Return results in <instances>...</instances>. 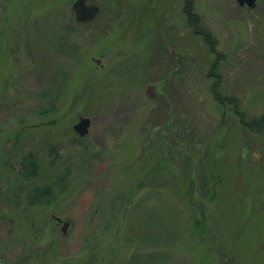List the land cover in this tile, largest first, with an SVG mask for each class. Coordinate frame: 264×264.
<instances>
[{"label": "rangeland", "instance_id": "rangeland-1", "mask_svg": "<svg viewBox=\"0 0 264 264\" xmlns=\"http://www.w3.org/2000/svg\"><path fill=\"white\" fill-rule=\"evenodd\" d=\"M70 2L0 0V264H264V130L239 136L230 106L214 101L211 81L203 76L216 55L180 18V4L177 32L172 8L157 9L150 25L140 19L156 42L181 41V95L154 107L145 93L153 76L120 84L110 68H97L103 46L116 40L114 18L101 14L84 29L68 31ZM192 3L200 28L224 57L218 63L221 92L234 95L247 116L263 118L264 0L252 10L235 0ZM128 21L121 26L128 28ZM155 23L163 30H153ZM139 28L118 49L142 47ZM62 40L75 48L76 60L58 51ZM105 52L119 64L111 48ZM65 81L53 100L52 91ZM81 94L84 102L75 98ZM80 118L90 122L77 144L72 126ZM159 136L160 152L147 146ZM207 144L209 156L197 157ZM27 153L37 156L40 172L24 184L19 160ZM160 153L171 168L132 195L137 171L155 166ZM190 168L199 171L190 183L196 207L204 211L194 228L175 174ZM65 171L69 189L59 193L53 184ZM211 177L218 183L215 200L207 203L203 194L210 192ZM30 184L52 186V201L30 206ZM56 218L70 223L65 234Z\"/></svg>", "mask_w": 264, "mask_h": 264}, {"label": "flooded vegetation", "instance_id": "flooded-vegetation-1", "mask_svg": "<svg viewBox=\"0 0 264 264\" xmlns=\"http://www.w3.org/2000/svg\"><path fill=\"white\" fill-rule=\"evenodd\" d=\"M75 1L76 0H71L70 2V16H71L70 18L72 19L71 21L73 22V27H70L68 25L67 26L68 31L71 30L72 32H74L76 29H84L83 25L90 24L101 14L102 15L105 14L109 17L114 18V27L112 28V30L116 34L115 37L116 41L113 43H109V46L107 47L111 48L114 51V57L119 64L116 65L111 63V60L108 56L109 52L106 53L105 52L106 49H105L102 50V52L99 53L98 55L99 58L97 59L96 62L97 68L104 70H108L110 68L113 71V74H110L112 76L113 81L115 80L117 81V83L120 84L137 83L140 81H144L145 77L147 78L150 75L153 76L150 83L146 86V88L148 87L152 88L151 96L149 94L147 95L148 98L153 101L152 105L154 107L160 105V102L162 105H164V99H166L167 97L171 98L175 96L178 98L181 95L180 83L182 78V54L177 48L178 44L179 45L181 44V41L175 38L174 43L173 41L168 42L167 39L162 43L156 42L155 39H152L149 35L150 31L152 30V28H150L151 26H149L147 29H144V27H142L140 24V19L141 18L143 19V23L149 21V25H150V22L153 21L152 19L153 14L157 9L164 11L166 10L167 7L172 8L171 27L174 28L173 29L174 32H177L178 30L175 29V26L177 24L181 25V20L177 18L178 5L180 4V7L178 9L180 18L181 16H184L185 20H187L184 14L183 5L184 3H186V7H187L186 10L190 12V15H195L192 6L193 0H163L162 1L163 5L161 4V6L156 5V0H122V4H114V5H112L113 1L85 0L84 4L86 6H90V5L98 6V12L96 16L92 20L85 22H77L75 19V13L72 8V5ZM236 4L239 7H244L250 10H252L256 6L255 5L253 8H249L245 4L242 6H240L237 2ZM256 4H257V0H256ZM188 11H186L187 13L186 15H188ZM173 18H175L174 23H172ZM125 19L129 20L128 21L129 27L126 29L125 27L121 26V22L123 23ZM138 25H140L139 29L142 30L143 34L145 35L144 43L143 46L140 48L136 47V44H131L132 51L128 52L131 53L128 55V53L123 52L122 50L118 49V47H120V41H123L127 37H131L134 34V31L138 28ZM153 27H154L153 30L159 28L163 30L162 26L157 27L156 23L153 25ZM202 33L206 34L205 31ZM208 42L210 43V45H212V41L210 39H208ZM203 43L205 44L204 41ZM207 50L209 51L208 48ZM119 51H122L121 54L119 53ZM73 52L71 51L72 55H74ZM214 54L216 55L214 61L210 65L209 69L206 70L203 79L211 81V83L209 84L210 86L208 88L215 102L219 103L223 107L225 106V104L229 103L228 98L231 97L233 104L238 105L239 104L238 100L234 95H229V94L223 95V93L221 92V88L223 84L221 80L222 77L219 73L218 63H220L221 58L223 59L224 57H222L220 53L217 52L216 50ZM126 59H128V62H125ZM162 85L169 86V90L161 92L160 86ZM228 109L229 111L232 112L233 117L236 118V121L239 126V130H238L239 136L241 134L244 135L245 130L246 131L254 130L258 134L262 132L261 115L258 117H250L247 116L246 112L239 110V107L238 110L240 112H236L233 106H230ZM248 119L251 121V123L249 124L247 122ZM168 124L169 125L167 126L164 125L165 126L164 129L168 131L169 133L168 135H171L169 131L171 130V124H173V120L171 116L168 117ZM175 125L177 130L180 131L182 130L181 117L179 116L175 117ZM75 138L77 144H80L82 142V136H79L78 133L76 134ZM213 146L215 149V145ZM205 148L206 150L204 151L202 150L203 152L200 150L197 151V153L199 154L197 157L202 158L204 157V155L209 156V154L211 153L210 144H207ZM208 156H206V158ZM54 220L58 224L64 221L62 220L60 222L57 219Z\"/></svg>", "mask_w": 264, "mask_h": 264}, {"label": "trees", "instance_id": "trees-1", "mask_svg": "<svg viewBox=\"0 0 264 264\" xmlns=\"http://www.w3.org/2000/svg\"><path fill=\"white\" fill-rule=\"evenodd\" d=\"M186 8L187 7L184 6V14H185L186 19H187L186 20L187 24L191 25V26H193V28H195L196 31L193 30V33L202 38V40L205 42L206 47L209 49V52L213 54L215 52V49H214V45L213 44L210 45V43L208 42V39L210 38L209 33H206V34L202 33V32H204V30H202L200 28V18L198 16H196V15H190V12L188 10H186ZM186 11H188V15H186L187 14ZM111 35L113 36V34H111ZM108 40H105L106 42L103 40V42H105L107 44ZM110 41H112V42H110ZM110 41H108V42L109 43H113L116 40H114V38L112 37L110 39ZM58 48H59L58 51L61 52V54L64 56V58H71L72 60H76V56L71 54V51L72 52L75 51V48L67 45L64 40H62L60 42V45H59ZM107 48L108 47L105 45V46H103L102 50H105ZM61 73L63 75L65 74L63 72H61ZM65 83H66V81L63 83L62 86H59L58 89H56L55 91H52L54 93L53 100H56L57 97L59 95H61V91L63 90V87L66 89V87L64 86ZM52 90H53V88H52ZM75 98H78L79 101L84 102V96L82 97V94L79 95L78 97H75ZM228 99H229L228 100L229 101L228 105L233 106V108H234V110L236 112H240L238 110V105H236V104L234 105L233 104V101H232L231 97H229ZM50 110L52 111L53 107H51ZM247 122H248V124L251 123V121L249 119L247 120ZM261 124H262V130H264V117L261 118ZM24 128L25 127H22V129H24ZM170 133H171V131H170ZM161 142H162V139L159 136L158 140H156L154 142H150L151 144L149 143L147 146L156 147L157 150H159V148L161 147V145H160ZM168 149L169 150L173 149L171 144H168ZM159 152H160V150H159ZM189 161H191V160H189ZM170 162H172V161H170L167 158H164L162 156V154L160 153L159 159H157L156 162L154 163L155 166L147 167V169H146V171L144 173H143V171H137V175L138 176L135 177V179H134V181L136 183L134 184V186H132V190H133L132 191L133 193L131 192L132 195H134V193L136 194L137 190H139L141 188H144V186H146L148 184L147 181L149 179L155 178L154 176H156L157 174H161L162 172H167L166 169H169L171 167H170V165H168L169 167H166L165 165L167 163L170 164ZM19 164H20V168L21 169L19 170L18 174H19V177L21 178V180L24 181V184H27V183L31 182L32 179H36L38 177L39 172H40V168H39V161H38V158H37L36 155L31 154V153L23 154L21 156L20 160H19ZM50 165H52V162H51ZM147 165H149V164H147ZM190 170L193 173L190 172ZM177 172L178 171H175V174H179L178 175V180H182L181 188H182L183 195H181L180 193H178V194L181 197L184 196L183 198H185V205L187 207V210L190 213L191 220H192V226L194 228V226L200 225V223H201L200 217L204 218V214H203L204 211L200 212L199 208L196 207V202L193 200L194 196L196 195L195 192H194V190L196 188L193 186V184L190 183V180L192 178L191 175H193L194 173H199V171L197 172L196 170H194V168L193 169L190 168V169H185L184 171H182L180 173H177ZM67 174H68V172L65 171L63 174H61V177H58L57 180L53 184V186H55V188H58L59 193L62 192V190H64L63 192H65V191H67L69 189V186H67L66 183H65L66 182L65 181L66 180L65 177H66ZM183 176H185V177H183ZM186 176H189V177H186ZM216 177H214V178L211 177L213 179V183L211 185L210 190L207 188L210 191L209 194L207 195V193L203 192L204 193L203 194V198L205 199V201L207 203H211V202H213L215 200L216 186H217L216 183H218V180H217L218 178H216ZM174 179H175V177H174ZM29 187L30 188L27 190L26 202L30 206H36V207H41L42 208L43 206L49 204L52 201V197L55 196V194H53L52 186H49L47 184H45L43 186H36L35 185V187H33V186L31 187V184H30ZM175 192L177 194L176 190H175ZM193 194H194V196H192ZM132 257H133V255H132ZM132 257H130V258L132 259ZM131 259L129 260V262L131 261Z\"/></svg>", "mask_w": 264, "mask_h": 264}, {"label": "water", "instance_id": "water-1", "mask_svg": "<svg viewBox=\"0 0 264 264\" xmlns=\"http://www.w3.org/2000/svg\"><path fill=\"white\" fill-rule=\"evenodd\" d=\"M84 2L85 0H76L72 5V8L75 13V19L77 22H85L92 20L98 12V6L96 5L86 6ZM236 2L240 6L245 4L249 8H253L256 5V0H236ZM150 90H152V88L148 87L146 89V93L151 96ZM89 122L90 121L88 118H80L78 122L73 126V129L78 133L79 136H84L88 131ZM57 220L60 222L62 221L59 220V218ZM69 225L70 223L68 221L62 222L61 232L63 234L66 233V230L69 227Z\"/></svg>", "mask_w": 264, "mask_h": 264}]
</instances>
